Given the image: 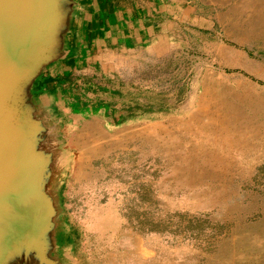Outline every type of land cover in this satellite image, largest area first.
<instances>
[{
  "label": "rangeland",
  "instance_id": "374dc122",
  "mask_svg": "<svg viewBox=\"0 0 264 264\" xmlns=\"http://www.w3.org/2000/svg\"><path fill=\"white\" fill-rule=\"evenodd\" d=\"M68 1L58 56L36 78L65 57L71 18L85 22L74 43L95 42L67 73L79 123L41 141L48 258L264 264V0H150L138 16L124 11L133 0ZM134 18L150 22L138 48Z\"/></svg>",
  "mask_w": 264,
  "mask_h": 264
},
{
  "label": "water",
  "instance_id": "95a60500",
  "mask_svg": "<svg viewBox=\"0 0 264 264\" xmlns=\"http://www.w3.org/2000/svg\"><path fill=\"white\" fill-rule=\"evenodd\" d=\"M67 2L0 0V264L42 253L37 234L53 225L46 190L52 157L41 147L46 128L28 88L58 56Z\"/></svg>",
  "mask_w": 264,
  "mask_h": 264
},
{
  "label": "crops",
  "instance_id": "0c3cea01",
  "mask_svg": "<svg viewBox=\"0 0 264 264\" xmlns=\"http://www.w3.org/2000/svg\"><path fill=\"white\" fill-rule=\"evenodd\" d=\"M255 5L260 2V0H254ZM132 8L125 9L127 14H136L149 12L150 0H133ZM137 4V5H135ZM98 4L96 3V7ZM140 6L142 9L140 10ZM115 7V4L113 5ZM117 7V6H116ZM95 8V10L97 9ZM87 9V8H86ZM85 9L80 5L78 6V12L82 13ZM132 16V15H131ZM76 23V24H75ZM85 23L84 21H77L75 17L71 18L70 27L68 35L66 37V42L64 48H66L64 58L58 61L51 69H48L43 75L36 78L28 88V101L31 103L34 114L39 118L46 130L44 133H48L55 136H60L65 128L69 125H75L79 123V110L77 106L73 108L72 93H71V77L67 73L72 69V66L76 63H83L87 58H83L85 52L89 51V47H92L91 41H84L83 43H78V39L75 37L74 43V33L73 30L76 26H80ZM95 24H99L95 22ZM129 25L127 27L128 41L130 44L134 45V48L139 47V36L142 33V39L145 40L147 37L149 39L150 33V22L145 20H140L139 18H134L133 21L127 22ZM97 36V35H96ZM99 51V49H98ZM80 56L82 59H77ZM242 68H248L253 63L250 60L240 54ZM74 59V61H73ZM75 63V64H74ZM64 73L66 75H64ZM86 123V121L81 122V127ZM44 137V134H43Z\"/></svg>",
  "mask_w": 264,
  "mask_h": 264
},
{
  "label": "bare ground",
  "instance_id": "6f19581e",
  "mask_svg": "<svg viewBox=\"0 0 264 264\" xmlns=\"http://www.w3.org/2000/svg\"><path fill=\"white\" fill-rule=\"evenodd\" d=\"M188 114V113H187ZM189 115V114H188ZM197 116V115H196ZM192 118V117H191ZM190 126H191V124H190ZM227 142V141H226ZM230 145H233L232 143L230 144ZM237 146V145H236ZM235 146V147H236ZM234 147V148H235ZM238 147H239V145H238ZM249 148V147H248ZM248 148L246 149V151L248 150ZM249 150H250V148H249ZM242 151L244 152V149H242L241 150V155H242ZM237 152H238V149H237ZM244 155H245V153H243ZM238 155V154H237ZM248 155V154H247ZM185 186V185H184ZM183 186V187H184ZM187 186V185H186ZM185 186V187H186ZM193 189V188H192ZM196 189V188H195ZM160 190V189H159ZM188 192H190V191H188ZM100 199V198H99ZM224 199V198H223ZM100 201V200H99ZM115 204H116V202H115ZM120 207V206H119ZM118 209H120V208H118ZM62 224H63V222H61V226H62ZM117 224H119L118 222H117ZM88 227V226H87ZM117 228H119V227H117ZM46 230V229H45ZM40 231V232H38V237L37 238H39V239H41L42 238V243H38L37 244V246H38V249H41V250H43L42 251V253H41V251L39 252V253H37L36 255H31V260H32V262L33 263H35V264H52V262L47 258V256L45 255V253H44V249H45V247H46V245H48V240H47V237H48V231L46 230V231ZM118 230V229H117ZM114 234V233H113ZM97 237V236H96ZM58 239L59 240H61L62 239V233H60L59 234V236H58ZM98 239V238H97ZM95 240H96V238H95ZM104 241V240H103ZM99 242H101V241H99ZM102 245H103V242H102ZM39 246H43L42 248L41 247H39ZM101 246V245H100ZM106 246V245H105ZM120 246V245H119ZM109 247V246H108ZM117 247V246H116ZM127 255V254H126Z\"/></svg>",
  "mask_w": 264,
  "mask_h": 264
}]
</instances>
